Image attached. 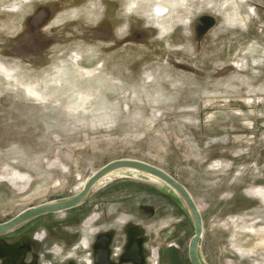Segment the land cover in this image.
<instances>
[{"label":"rangeland","instance_id":"rangeland-1","mask_svg":"<svg viewBox=\"0 0 264 264\" xmlns=\"http://www.w3.org/2000/svg\"><path fill=\"white\" fill-rule=\"evenodd\" d=\"M133 1L0 0V225L136 160L200 208L203 264H264V236L242 231L264 227V202L249 192L264 187V0L240 7L246 24L225 0H187L162 21L166 33L147 0ZM125 232L142 237L146 264H191L182 202L131 171L0 237V264H93L105 236L109 264H130Z\"/></svg>","mask_w":264,"mask_h":264},{"label":"water","instance_id":"water-1","mask_svg":"<svg viewBox=\"0 0 264 264\" xmlns=\"http://www.w3.org/2000/svg\"><path fill=\"white\" fill-rule=\"evenodd\" d=\"M118 171L138 172L139 174L152 176L168 186L178 196L184 208L188 212L194 226L195 234L192 237L189 245L190 262L191 264H203L200 258L199 249L203 240L204 224L201 212L194 199L182 184H180L166 172L150 164L136 160H118L109 163L87 180L82 191L78 195L68 200L47 203L35 208H31L21 213L11 221L1 224L0 237L10 234L17 228L38 218L51 214L64 213L78 208L84 203L92 190L102 179Z\"/></svg>","mask_w":264,"mask_h":264},{"label":"bare ground","instance_id":"bare-ground-1","mask_svg":"<svg viewBox=\"0 0 264 264\" xmlns=\"http://www.w3.org/2000/svg\"><path fill=\"white\" fill-rule=\"evenodd\" d=\"M138 1H146V0H135V1H133V3L130 6V9H133L137 5ZM147 1L149 2V5H150V7H149L150 8V12L153 13L152 16H154L153 20L155 21L156 26L159 27L162 30L163 33H166V32H169L171 28L167 27L168 25L167 26L164 25V23H162V21L165 20L166 17H170V15H172L174 13L175 9L178 6H181V5L184 6L187 0H147ZM204 1H209V0H204ZM250 1H252V0H225L224 1L223 6L224 7L225 6L226 7H230L232 9L233 13H234L233 16H234L235 20H233V23L234 22H238V20H239L240 24H246V22L249 20L250 16L248 15L247 18L244 19L241 16L240 7H243L245 4L249 3ZM234 18H232V19H234ZM0 71L2 73L6 74V75H9V71L2 65H0ZM27 90H28L29 94H31L32 96H34L36 98H41V96L38 93L34 92L32 89H27ZM134 173L135 174H139L138 172H134ZM14 177L17 178L18 181L19 180L20 181H29V179H30V177H28L26 175L23 176V175H21L20 173H17V172L14 174ZM147 177H149L151 179H154V180H157L160 183H162L160 180H158V179H156V178H154L152 176H147ZM109 178H110V175L106 176L104 179H102L99 182L98 185L102 184V182H104L105 180H107ZM85 183H84V185H85ZM84 185H83V187H84ZM249 192L252 195L257 197L258 199H261L264 202V187H255V188L251 189ZM199 210H200V208H199ZM245 226H247V225H245ZM242 229H243L242 231H243L244 234H247V235H250V236H254V235H263L264 236V227H260L258 229H255L254 227H250L249 228L247 226V228L246 227H244V228L242 227ZM84 243H85V245H87V241H84ZM262 244H264V243H262ZM238 250H239V254L246 253V250H243L241 248H239Z\"/></svg>","mask_w":264,"mask_h":264},{"label":"flooded vegetation","instance_id":"flooded-vegetation-1","mask_svg":"<svg viewBox=\"0 0 264 264\" xmlns=\"http://www.w3.org/2000/svg\"><path fill=\"white\" fill-rule=\"evenodd\" d=\"M70 211H72V210H70ZM70 211H67V212H70ZM51 215H53V214H51ZM47 216H49V215H47ZM19 228H17V229H19ZM124 239H128V240H123L122 242H120L121 243V245H120V258L122 259V261L125 260L127 262H131L130 264H138V263L139 264H146L148 262V256H147L148 251L143 247L142 237L139 235L134 237L135 240L133 242L132 241L133 239H129V237L126 236V232H125ZM110 241H111V239H110ZM110 241H109V236H105L103 238L97 237L93 240V242L100 245V248H98V249H100V252H98L97 255H95V252H94L95 250L93 248V254H92V256H93V262L92 263L93 264L94 263H96V264H109V260L111 258V253H110V248H109ZM84 245H85V243H84ZM88 246H89V241L87 240V245H85V247L87 248Z\"/></svg>","mask_w":264,"mask_h":264}]
</instances>
